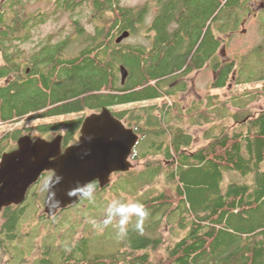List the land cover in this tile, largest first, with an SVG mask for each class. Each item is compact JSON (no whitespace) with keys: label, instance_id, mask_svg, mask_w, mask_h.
Returning a JSON list of instances; mask_svg holds the SVG:
<instances>
[{"label":"trees","instance_id":"1","mask_svg":"<svg viewBox=\"0 0 264 264\" xmlns=\"http://www.w3.org/2000/svg\"><path fill=\"white\" fill-rule=\"evenodd\" d=\"M250 1L161 2L160 8H164L159 20L158 52L165 53L156 66L158 52L151 41L152 23L147 27V44H124L127 38L116 42L124 30H129L130 36L136 32L148 6L124 7L121 0H109L110 23L95 25L91 34L77 26L76 34L84 33L78 56L65 59L59 55L69 48L65 40L49 44L40 58L51 64L49 70L44 72L34 66L31 78L23 71V13L19 8H2L0 80L6 81L0 82V123L100 111L104 106L152 100L158 88L165 86L161 77L170 74L174 66L184 64V58H176L174 53L181 38L189 36L192 48L199 51L203 41L198 46L196 42L204 35L209 57L213 49L210 23L220 18L223 34L236 29L241 17L249 12ZM95 11L102 16L106 9L97 7ZM173 35L176 43L172 45L168 36ZM56 54L60 59L51 62ZM120 66L128 73L124 83ZM234 68L233 62L224 65L217 86L227 85ZM9 75L12 77L8 78ZM156 109L157 106L150 105L112 111L141 135L137 143L145 148L141 157L147 161L150 183L160 185L140 202L149 212L145 218L148 224H142V231L133 226L123 246L109 255L90 256L89 240L83 236L58 247L52 255L39 256L35 264H264V111L256 115L236 113L234 126H225L218 134L207 131L206 142L191 150L192 136L184 125L187 122L174 116L170 120L171 107L167 104L161 117L155 116ZM209 116V112L201 113L196 118H205L208 123ZM83 119L50 121L36 128L48 133L64 130L65 141L74 142ZM150 125L153 127L148 128ZM19 136L17 131L0 134V157L5 152L3 142L8 138L17 140ZM162 137L168 139L156 141ZM148 138V142L144 141ZM131 157L138 160L139 156L132 151ZM230 171H238L244 179L230 178L225 184ZM5 209L4 227L11 230L21 211ZM168 225L171 236L165 240L160 231Z\"/></svg>","mask_w":264,"mask_h":264},{"label":"rangeland","instance_id":"2","mask_svg":"<svg viewBox=\"0 0 264 264\" xmlns=\"http://www.w3.org/2000/svg\"><path fill=\"white\" fill-rule=\"evenodd\" d=\"M155 2L156 0H121L120 5L124 7L138 8L145 5L148 6L141 26L137 28L134 34L123 41L124 44H147V27L151 21ZM35 4L31 2L30 6L29 4H23V8H17L21 9L23 14L24 12L34 13L38 10H45V22L38 25L35 32H39L42 36L49 35L53 40H58L61 36L71 35L69 37L70 41L73 40V43L70 49H72L71 53L75 54L81 47L80 40H83L84 33H81V36L76 34L77 25L72 23L73 18L70 19L67 11H54V8L49 5L46 7L45 5L37 4L36 6ZM248 6L249 12L241 17L236 29L230 30V32L223 35V60L224 62L232 61L234 63L235 79L231 78L230 81H227V85L220 89H215L212 84L213 74L207 69L195 80V86L190 87V94L186 97L183 96L184 99L182 98V100L184 101L180 103L179 111L175 109V113H188L190 111L189 117L185 116L186 113H182L175 115V118L179 121L187 122L184 125L187 132L192 136L191 150H195L206 142L205 135L207 131L210 130V133L218 134L223 127L234 126L233 121L236 113L256 115L264 111V0H251ZM86 15H88L87 12L85 13ZM109 16L110 18L105 17V20L100 19L92 23H83L81 25L84 28L82 31L86 34L93 33L95 25H104V21L107 23L111 22V14ZM74 34L77 36L75 37ZM0 63H2L1 57ZM245 92H247V95H244ZM198 94L202 98L200 107L194 105L199 103ZM167 101L173 102L172 99L149 100L139 104L111 107L110 110L117 111L129 107L150 105H158L160 107ZM189 108L191 110L188 111ZM195 111L201 113L209 112L208 123L205 122V118L201 119L193 116ZM92 112L98 111L88 110L57 117L24 119L8 124L0 123V134L17 131L18 136L27 134L32 139L41 137L49 140L64 131H57L58 133L41 132L37 130V125L66 118H84ZM195 121L204 124H198ZM126 125L128 124L126 123ZM152 127L150 125L148 128ZM163 139L167 140L168 138H157L156 141L160 142ZM149 140L148 138L144 141L148 142ZM16 141V139L12 138L6 139L3 142L5 152L15 148ZM142 146L143 144L135 145L136 148L134 147V150H132L139 156L138 160L130 157L132 168L125 172H114L111 174L109 183L103 188H97L93 201L89 202L81 199L73 207L62 209L54 216H42L45 214L44 196L46 190L44 184L47 180V177H42L39 183L33 185L29 196L24 200L23 206L20 208L21 217L13 227V232L16 235L15 241L11 240L9 246L15 245L14 259L8 256V260H6L7 257L3 255L4 252H1L0 264H35L40 258L39 256L52 255V252L58 247H62L69 241H76L83 236L89 240L88 251L90 256L109 255L120 249L127 238L124 240L118 239L116 230L111 225L101 233L94 224H98L103 220L107 204L112 199H121L124 202H142L151 195L149 193L160 188L158 182L150 183L152 180L147 174L145 167L147 161L141 157V153L145 151ZM162 163L164 162L162 161ZM230 178L244 179L238 171H230V175L226 176L224 183L226 184ZM34 192H36V196H33ZM136 222L137 218L132 217L129 222V232ZM148 222L149 220L144 219L143 224L147 225ZM170 228L171 225H168L161 229L160 232L162 237H164L163 239L167 240L170 238Z\"/></svg>","mask_w":264,"mask_h":264},{"label":"water","instance_id":"3","mask_svg":"<svg viewBox=\"0 0 264 264\" xmlns=\"http://www.w3.org/2000/svg\"><path fill=\"white\" fill-rule=\"evenodd\" d=\"M128 36L129 31L125 30L116 42ZM120 72L124 82L127 70L120 66ZM89 136L91 139H88ZM62 139L61 134L50 140L41 137L32 139L24 134L17 139L15 148L2 153L0 211L12 204H22L28 188L45 171H51V176L60 175L62 180L55 185L60 206H50L46 191L44 213L54 216L59 210L76 204L79 200L69 198L65 193L77 180L84 182L94 178L102 188L109 183L111 174L132 168L130 156L138 134L103 107L99 112L84 117L77 141L62 149Z\"/></svg>","mask_w":264,"mask_h":264},{"label":"flooded vegetation","instance_id":"4","mask_svg":"<svg viewBox=\"0 0 264 264\" xmlns=\"http://www.w3.org/2000/svg\"><path fill=\"white\" fill-rule=\"evenodd\" d=\"M164 1V0H163ZM162 0H156L154 4V11L152 13L151 21L153 29L151 33V41L153 42V46L155 45V50L158 52L159 49V41H160V36H159V29L161 28V24L159 23V20L162 19L161 14L162 10L164 8H160V4ZM31 2L36 3L35 5H45L46 7L49 5L54 8V11L62 10V11H67V13L70 16V19H72V23L75 25H83V23H92L93 21L96 20H105L106 18H109L110 12L108 10V5H109V0H0V9L2 8H17L21 7L23 8V4H29L31 5ZM103 7L106 9V11L103 12V15L101 16L98 12L95 11L96 8ZM39 8V7H38ZM264 10V9H263ZM87 12L88 15L85 16V13ZM23 20L26 23L25 24V29L26 31L23 33V37L26 39L24 49H23V71L25 75H29L31 78L32 72L35 71V67H40L41 71L47 72L49 70V67L51 64H46V61L40 60L42 57V52L44 51V47L49 45V44H56V41H66L65 43L69 48L65 49V51L60 52L59 55L61 57H64L65 59H71L73 57L78 56L79 50L74 54L71 53L72 49H70V46H72V42H70V37L71 35H66V36H61L58 40H53L51 36L46 35L42 36L39 34V32H35L37 29V26L40 24H43L45 22V10H38L37 12L31 13V12H24L23 14ZM84 29V28H83ZM82 29V30H83ZM210 29L213 32L212 33V42H213V49L211 48L210 50V56L207 57V50H206V40L204 38V35L200 37V39L196 42V46L200 44L201 41H203V46L202 43L199 45V51L196 47L192 48V39H190L189 36H184L181 38L180 43L175 47L174 53H176V58L181 56L184 58L183 62L184 64L179 66H174L172 69V72L166 76L161 77V81L165 83V86L158 88V92L156 96L152 99L153 101H160L163 99H172L173 102L171 103L170 101L164 102L162 106L154 105L157 106V111L156 113L154 112L155 116L161 117L162 115L165 114L162 111L164 110V105L167 104L168 106L171 107V112L168 113L170 115V120H172L173 116L175 119L174 114H185L186 112H181V113H175V109L179 111V105L182 100L184 99L183 96H188L190 94V87L195 86V83L199 75L203 72L209 69L212 74H213V88L215 89H220L222 88L220 85L217 86L218 84L221 83L222 80V71L223 67L226 64H230L232 61H226L224 62L223 60V51H224V42H223V31H222V20L220 18H217L210 23ZM230 32V31H229ZM228 33V32H227ZM172 34V32H171ZM226 34V33H225ZM75 37L77 36L74 34ZM48 36V38H47ZM81 36V35H78ZM168 39L170 43L173 45L176 43V38L173 35L172 37L168 36ZM101 41V40H99ZM108 42V39H106ZM57 42V43H58ZM201 46V47H200ZM201 48V49H200ZM173 50V49H172ZM71 55H68V54ZM164 50H161L158 52V57L155 60V65L157 66L158 62L163 58L164 56ZM57 56L56 58L51 60V62L55 61L57 58L60 59V56ZM63 55V56H62ZM0 57L3 63L2 59V54L0 53ZM192 60V61H191ZM0 63V65L2 64ZM193 63L192 66L190 64ZM235 72L233 71V74L231 75V78L235 79ZM12 76L9 75L8 78H11ZM230 78V79H231ZM6 81V78H2L0 82ZM158 81V80H157ZM163 85V84H162ZM198 97V105L200 107L201 100L202 98L197 95ZM191 110L190 108L188 111ZM183 111V109H182ZM187 111V112H188ZM201 111V110H200ZM201 112H194L195 117L200 115ZM190 111L185 114L186 117H189ZM185 119V118H181ZM64 131V130H63ZM59 132V131H58ZM57 132V133H58ZM63 136L62 139V149H64L66 146L71 144L72 142H66L64 139V132L58 133ZM57 134V135H58ZM79 135V131H78ZM141 135L138 134V141L140 140ZM76 141V140H75ZM137 141V142H138ZM137 144V143H136ZM52 172L51 171H45L42 173L37 180L36 184L40 182L41 178L44 177L47 179L51 177ZM44 175V176H43ZM97 183V181H96ZM35 185V184H33ZM33 185H31L33 187ZM98 185V183H97ZM29 187L25 199L29 196V192L32 187ZM97 188H100L99 185ZM103 188V187H102ZM46 192V191H45ZM36 192L33 193V196H36ZM45 198V196H44ZM23 206L22 204L19 205H10L8 207H3L0 211V220L2 221L0 224V253L4 252L3 255L7 257L6 260H8V256L13 258L14 250H15V245L9 247V242L12 240L15 241V234L13 232V228L8 229L4 227L5 222L7 221V218L5 217V212L6 209L8 208L9 211H14L15 209H20ZM3 240V241H2ZM6 250V251H5Z\"/></svg>","mask_w":264,"mask_h":264},{"label":"clouds","instance_id":"5","mask_svg":"<svg viewBox=\"0 0 264 264\" xmlns=\"http://www.w3.org/2000/svg\"><path fill=\"white\" fill-rule=\"evenodd\" d=\"M88 139H91V137L89 136ZM61 180L62 177L55 174L49 177L44 184V188L48 193L49 204L53 208L60 206V201L56 198L55 185L59 184ZM97 187L98 185L94 178L84 182L77 180L74 186L66 190L65 194L69 198L74 197L77 200L82 199L91 202L95 198ZM148 215V210L140 202H124L121 199H112L107 204L103 220L98 224H94V226L102 233L105 228L111 225L116 230L117 238L124 240L128 236L129 222L132 217L137 218L135 229L142 231L143 221Z\"/></svg>","mask_w":264,"mask_h":264},{"label":"bare ground","instance_id":"6","mask_svg":"<svg viewBox=\"0 0 264 264\" xmlns=\"http://www.w3.org/2000/svg\"><path fill=\"white\" fill-rule=\"evenodd\" d=\"M125 31V30H124ZM127 31H129V30H127ZM129 36H130V31H129ZM128 36V37H129ZM127 37V38H128ZM124 39H126V38H124ZM124 39H122V41L124 40ZM121 42V41H120ZM119 42V43H120ZM127 75H128V73H127ZM127 77V76H126ZM126 79V78H125ZM121 82H122V77H121ZM124 82H125V80H124ZM124 82H122V83H124ZM216 88V87H215ZM105 108H107V109H109L110 110V108H108V107H106V106H104ZM103 108V107H102ZM99 112V111H98ZM110 112H112L111 110H110ZM113 114V113H112ZM114 115V114H113ZM201 124V123H200ZM77 139H78V137H77ZM77 139H76V141H77ZM50 140V139H49ZM75 142V141H74ZM74 142H72V143H74ZM132 154V153H131ZM44 176V175H43ZM39 179V178H38ZM36 184V183H35ZM32 187V186H31ZM79 204V203H78ZM1 225V224H0ZM3 241V240H2ZM10 247V246H9ZM6 251V250H5Z\"/></svg>","mask_w":264,"mask_h":264}]
</instances>
